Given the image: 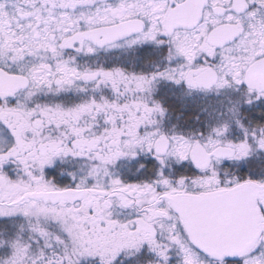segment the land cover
Returning <instances> with one entry per match:
<instances>
[{"label": "snow or ice", "instance_id": "obj_1", "mask_svg": "<svg viewBox=\"0 0 264 264\" xmlns=\"http://www.w3.org/2000/svg\"><path fill=\"white\" fill-rule=\"evenodd\" d=\"M0 264H264V0H0Z\"/></svg>", "mask_w": 264, "mask_h": 264}]
</instances>
